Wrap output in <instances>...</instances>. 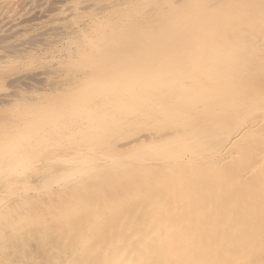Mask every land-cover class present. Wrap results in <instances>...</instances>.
<instances>
[{"label": "bare ground", "instance_id": "obj_1", "mask_svg": "<svg viewBox=\"0 0 264 264\" xmlns=\"http://www.w3.org/2000/svg\"><path fill=\"white\" fill-rule=\"evenodd\" d=\"M87 1L79 10L81 1L61 0L66 8L60 14L83 18V26L70 35L54 24L64 36L50 40L53 48L45 47L48 55L69 59L65 64L74 70L68 92L85 104L76 119L48 127L47 119L34 120L38 106L32 100L3 112L8 118L0 121V244L9 235L17 237L22 264L34 239L21 235L13 226L17 222L11 225L10 212L27 210L42 196L70 194L101 202L88 201L71 230L60 226L41 234L37 248L43 252L31 257V264H264V0H111L97 6ZM31 8L30 13L37 7ZM43 12L35 11L29 20L48 16ZM4 16L1 32L22 29L25 17L13 23L12 15ZM6 46L1 49L7 53ZM15 56L0 53V74L42 60L35 51ZM139 56L148 57L147 66ZM109 57L125 62L119 73L110 66L102 77L83 74L84 68H107ZM52 94L62 106L66 95ZM137 129L147 132L119 142ZM168 174L167 184L161 176ZM175 179L191 195L192 212L198 214L194 221L174 200ZM226 198L235 206L229 207ZM186 220L194 231L184 238ZM204 227L206 235L194 237ZM5 246L0 263L7 260Z\"/></svg>", "mask_w": 264, "mask_h": 264}, {"label": "rangeland", "instance_id": "obj_2", "mask_svg": "<svg viewBox=\"0 0 264 264\" xmlns=\"http://www.w3.org/2000/svg\"><path fill=\"white\" fill-rule=\"evenodd\" d=\"M27 1H29V2H27ZM59 0H0V19L1 18H5V16L4 15H6L7 14V16H8V14L11 16L10 17V19H11V22H17V20H21L22 18H24V19H22L23 20V25H22V29L21 30H18V31H11V32H5V31H3V32H1L0 31V53H5V55H7V56H9V55H11V56H14V55H16L15 57H19V58H22L23 56H26V55H28V53L29 52H31V51H35V53H38V55H39V52H40V54H41V58H42V60H38V59H40V58H36V60L34 61V63L30 66V67H23V68H20V69H17V70H14V71H7V72H3V73H1L0 74V121L1 120H3V122L2 123H4V120L6 121L7 119L6 118H8V116L7 115H4V113H6V112H8V111H10L9 110V108L10 107H12L13 105H15V103H18L19 104V106H21L23 103H25V101H31V102H33L34 103V105H35V107H37L38 106V108H34V110L35 111H33V112H36V113H34V120H36V121H38L39 119H40V121H42L41 120V118L43 117L44 119H47L48 121V124H47V126L48 127H50V126H56V125H58L59 124V126L60 125H63L64 123L66 124L68 121H71V119H76V116L79 114V112H80V108L82 107V105H85L84 104V102H78L77 100H79L78 99V96L77 95H74V96H71V94H69V92L68 91H70L69 90V88L70 87H68L69 85H68V82L69 83H73L74 82V80H71V77L72 76H74L75 74H74V70H73V68L71 67V66H67L65 63L67 62V61H69V59L67 60V58H65V56H64V58H63V56H61L60 54H58V55H60V57H58V58H56L58 55H56L55 53H50L49 55H48V52H46V49H45V47L47 48V47H50V48H53V43L51 42V41H56V40H58V39H60L61 38V36L63 37L64 35H63V33H61V32H64V30H66L67 28H68V32H70V33H68V32H64V34H72L73 35V32H75L76 31V26L78 27V26H80V27H82L83 26V21H82V19L81 18H77V17H75V18H73L72 17V15L70 16V18L72 17L73 19H72V21H74V22H71V19L69 18V16L68 15H66L65 13L66 12H64L63 11V13H61L60 14V12H59V10L63 7V2H61V0L58 2ZM71 1H74V0H71ZM78 1V3H79V1H81V4L79 5V6H81L80 8H79V10H81V8H83L84 7V5H86V4H84V2H85V0H77ZM87 1V0H86ZM97 0H94V2L96 3V6L97 5H104L105 3H107L108 1H111V0H98L97 2H96ZM58 2V3H57ZM88 2V1H87ZM5 3V5H3ZM31 3V4H30ZM83 3V4H82ZM13 4V5H12ZM38 4H40V5H38ZM45 4V5H44ZM58 4H60V5H58ZM66 4H68L67 2H66ZM35 5V6H34ZM12 7V8H10V7ZM78 6V7H79ZM96 6H94L95 8H96ZM6 7V8H5ZM8 7V8H7ZM31 7H33V8H31ZM37 7V8H36ZM60 7V8H59ZM67 7H69V9H70V11L72 10V8L69 6V4H68V6ZM4 9V11L6 10V12L4 13V11H2L3 9ZM20 8V9H19ZM30 8L31 9H35V10H32L31 11V13H30ZM64 8H66V7H64ZM64 8H62V9H64ZM24 9V10H23ZM8 10L9 11H11L13 14H11V12L10 13H8ZM15 10H16V12H15ZM18 10V11H17ZM22 10V11H21ZM26 10H28V12L26 11ZM41 12H40V11ZM48 10V11H47ZM57 10V11H56ZM78 10V11H79ZM21 11V13L22 12H27V13H29V15L26 13L25 14V12L22 14V16H21V14H18L19 12ZM34 11V12H33ZM35 11L37 12L38 11V13H42L43 11L48 15V16H43L44 18H46V19H44V18H39V19H37V20H29L31 17H33V15L35 14V15H37L36 13H35ZM69 11V10H68ZM43 12V13H44ZM48 12V13H47ZM55 12V13H54ZM51 13V16H49V14ZM57 13V14H56ZM1 14H2V16H4V17H2L1 16ZM30 14H32V16L30 15ZM59 14V15H58ZM62 14H64V15H62ZM25 15V16H24ZM28 15V16H27ZM56 15V16H55ZM18 16H19V19H17L18 18ZM20 16H21V18H20ZM58 16V17H57ZM60 16V17H59ZM64 16V18L65 19H63L62 17ZM53 18V17H55V19L53 18V20H48L47 21V18ZM56 17L57 18H61V19H63L62 21H61V19H56ZM27 18V19H26ZM7 19V18H6ZM9 19V20H10ZM15 19V20H14ZM44 19V21H42ZM69 20V22H71L73 25L71 26V23H69V22H67L68 20ZM8 20V19H7ZM55 20H57V21H55ZM33 21V22H32ZM35 21V22H34ZM40 21H41V25H40ZM67 23H66V22ZM76 21H78V25L76 24ZM53 22V23H52ZM54 22H57V23H54ZM82 22V23H81ZM45 23H47V24H45ZM64 23H66L65 24V27H64ZM36 24V25H35ZM39 24V25H38ZM52 24V25H51ZM56 25V27L58 26L59 28H61L60 29V36L58 35V31H56V27H55V25ZM67 24H69L70 25V27H68L69 25H67ZM61 26V27H60ZM48 27V28H47ZM51 28V29H50ZM65 28V29H64ZM72 28H74L73 30H75V31H73V30H71ZM44 29V30H43ZM52 29H54L55 31H52ZM63 29V30H62ZM35 30V31H34ZM70 30V31H69ZM20 31V32H19ZM23 31V32H22ZM46 31V32H45ZM15 32V33H14ZM33 32V33H32ZM35 32V33H34ZM55 32H58V33H56L55 34ZM3 33V34H2ZM8 33V34H7ZM30 33H32V34H30ZM46 33H47V35H46ZM52 33H53V35H52ZM13 34V35H12ZM76 34V33H75ZM6 35V36H5ZM16 35V36H15ZM29 35V36H28ZM52 37H51V36ZM5 36V37H4ZM8 36V37H7ZM11 36H13V37H11ZM55 36H57L55 39H54V37ZM58 36H59V38H58ZM11 37V38H10ZM28 37V38H27ZM10 38V39H9ZM40 40V41H42V42H39L38 43V39ZM53 38V39H52ZM31 40V41H30ZM51 40V41H50ZM12 41V42H11ZM34 41V42H33ZM46 41H47V43H49V44H47L46 43ZM32 42V43H31ZM43 42H45V45H44V43ZM18 44V45H17ZM39 45L38 47H37V45ZM7 45V46H6ZM44 45V46H43ZM2 46H6L5 47V49H7V53H6V50H4L3 51V49H1V47ZM32 46V47H31ZM41 48V49H40ZM18 50V52H17V50ZM26 49V50H25ZM31 51H30V50ZM41 50V51H40ZM43 50V51H42ZM53 50V49H52ZM125 50V49H124ZM12 51H14V52H12ZM23 51V52H22ZM9 52H12V53H9ZM25 52V53H24ZM42 52V53H41ZM43 54H44V56H43ZM52 54H53V56L55 57H53L52 56ZM22 55V56H21ZM64 55V54H63ZM21 56V57H20ZM47 57V58H46ZM49 57V58H48ZM147 57V56H146ZM139 58L142 60V62H140V64H144L145 66H147V62H148V57L145 59H143L141 56H139ZM45 59V60H44ZM60 59V60H59ZM111 57H109V59L108 58H106L105 59V64H106V67L108 68H103L102 70H100V69H97V70H94V69H92V70H90V69H86V68H84V75H90V77L89 78H92L93 76L95 77V75L96 74H98V76L99 77H102V73L103 74H105L106 72H108L109 71V69H110V66H112L111 67V69H110V71H113L114 69H117L118 71H114L115 72V74L116 73H119L120 72V68L121 67H123V66H125L126 64H125V62H123V61H121V63L119 62V61H115L114 59H111ZM59 60V61H58ZM109 60V61H108ZM122 60H123V58H122ZM42 61V62H41ZM146 61V62H145ZM36 62V63H35ZM38 62V63H37ZM50 62V63H49ZM52 62V63H51ZM56 62V63H55ZM119 62V63H118ZM35 64H37L36 65V67H35ZM49 64H50V66H49ZM55 64V65H54ZM115 64H117V65H115ZM121 64V65H120ZM125 64V65H124ZM62 65V66H61ZM104 65V64H103ZM102 65V66H103ZM109 65V66H108ZM66 66V67H65ZM40 67V68H39ZM36 68V69H35ZM49 68V69H48ZM64 68H67V69H64ZM72 68V70H70ZM114 68V69H113ZM28 69V70H27ZM39 69V70H38ZM47 69V70H46ZM50 69L51 70H53V72L54 73H57V74H54L53 75V73H52V71H51V73L49 74V72H50ZM58 69V70H57ZM69 69V70H68ZM105 69V70H104ZM27 70V71H26ZM32 70H33V72H32ZM35 70V71H34ZM42 70V71H41ZM47 72H46V71ZM48 70H49V72H48ZM68 70V71H67ZM44 71H45V73H44ZM58 71V72H57ZM65 71V72H64ZM43 72V73H42ZM60 72H63V73H60ZM40 73V74H39ZM47 73V74H46ZM71 75H70V74ZM92 73V74H91ZM61 74V75H60ZM68 74H69V76H68ZM21 75V76H20ZM51 75V76H50ZM20 78H19V77ZM48 76V77H47ZM15 77V78H14ZM68 77V78H67ZM17 78H19V79H17ZM41 78V79H40ZM45 78H48V79H45ZM52 78V79H51ZM64 78H67L66 80H64ZM70 78V79H69ZM17 79V80H16ZM59 81V84L58 83H56V82H58L57 80ZM60 79H61V81H60ZM63 79V80H62ZM109 79V78H108ZM34 80V81H33ZM39 80H40V82H39ZM46 80V81H45ZM69 80V81H68ZM20 81H21V83H20ZM25 81H27V82H25ZM38 81V82H37ZM63 81H65V82H63ZM73 81V82H72ZM24 82V83H23ZM30 82V83H29ZM36 82V83H35ZM55 82V83H54ZM66 82H67V84H66ZM30 85H29V84ZM38 83V84H37ZM41 83V84H40ZM46 83V84H45ZM49 83V84H48ZM65 83V84H64ZM5 84V85H4ZM48 84V86L47 87H45L46 85ZM50 84H54V85H56L57 84V86H54L53 87V85H50ZM65 86H64V85ZM4 85V86H3ZM61 85H62V87H61ZM3 86V87H2ZM53 88H52V87ZM2 87V88H1ZM22 87V88H21ZM35 87V88H34ZM60 87H61V89H60ZM40 88V89H39ZM42 88V89H41ZM12 89V90H11ZM30 89H32V90H30ZM63 89V90H62ZM19 90V91H18ZM58 90H60V91H58ZM31 91V92H30ZM34 91V92H33ZM57 91V92H56ZM4 92V94L2 95L1 93H3ZM13 92V93H12ZM43 92V93H42ZM53 92H55V93H57V94H59L60 92H62V95H66V98H65V102H64V104L63 105H65V106H61L60 104H56L57 102H55V100H53L54 98H52L53 97ZM7 93V94H6ZM80 94H83L81 91L79 92ZM27 94H28V97H26L27 96ZM34 95V96H31V95ZM46 94V95H45ZM85 94V93H84ZM25 95V96H24ZM43 95H45V96H43ZM48 95V96H47ZM62 95H60V96H62ZM43 96V97H42ZM69 96L70 97H72L70 100H69ZM25 97V98H24ZM30 97V98H29ZM58 97V96H57ZM56 97V98H57ZM44 98H46V99H48V98H52V99H49V101H45L44 100ZM10 99V100H9ZM69 100V101H68ZM5 101V102H4ZM74 101H77V102H74ZM46 102V103H45ZM71 102H72V104H71ZM39 105H40V109H39ZM48 105V106H47ZM59 105H60V108H59ZM78 105V106H77ZM80 105V106H79ZM44 106V107H43ZM47 108H46V107ZM50 106V108H48ZM55 106V107H54ZM75 109H74V108ZM45 108H46V110H45ZM36 109H38V110H36ZM49 109V110H48ZM68 109V110H67ZM12 110V109H11ZM39 110H41V111H39ZM53 110V111H52ZM56 110V111H55ZM58 110H60V111H58ZM70 110V111H69ZM73 110V111H72ZM45 111V112H44ZM59 112V113H56V112ZM64 111V112H63ZM74 111H76V112H74ZM4 112V113H3ZM37 112H38V114H37ZM44 114H43V113ZM56 114H55V113ZM63 114H62V113ZM60 114V115H59ZM55 115H57L56 117H54ZM3 116V117H2ZM41 117V118H40ZM59 117H61V118H59ZM67 117V118H66ZM70 117V118H69ZM52 118H54V120L52 121ZM55 119L57 120V122L55 121ZM65 119V120H64ZM66 119H67V121H66ZM73 119V120H74ZM60 120H62V121H60ZM0 122V123H1ZM16 122V121H15ZM53 122L55 123V124H53ZM41 125H43V126H45L44 124H41ZM147 131L146 130H144V129H137V130H135V131H130L129 133H126L125 134V132H123V134H125L124 136L122 135V137H120L118 140H119V142H120V140H121V142L122 141H130V140H134V137L136 138V137H139L140 135H143L144 133H146ZM122 138V139H121ZM201 165H203V166H206V163H202ZM221 165V164H220ZM182 166H183V169L184 170H186V168L184 167V164H182ZM202 166V167H203ZM220 168L222 167V165L221 166H219ZM202 175V174H201ZM162 177V179H165L164 181H166V183L168 184V182H171V180L170 179H172V175L171 174H168V176H165L166 178H164V176L162 175L161 176ZM199 177H201V176H199ZM170 178V179H169ZM178 181V180H177ZM180 181V180H179ZM181 182H182V180H181ZM172 185L174 186V190L175 191H173V192H176V193H174L173 194V197H175L174 198V200H177V201H180L179 203L180 204H182V206L180 205V208L181 209H179L180 211H183L184 213H188V219L190 220V222L191 221H194V219L195 218H197L198 217V214H196V216H195V214H194V212H192L193 210V206H192V203H191V201H192V198H191V195H186V194H184L183 192L186 190L187 192H188V189L186 188V187H184L182 184H180V183H176V179H175V181L172 183ZM180 185V186H179ZM181 186H183V187H181ZM159 186H156V188H155V190H156V192H159L160 190H159V188H158ZM160 189H161V187H160ZM177 189V190H176ZM185 191V193H187ZM165 192V191H164ZM179 192H181L182 194H183V196H182V194H180ZM160 193H162V189H161V192ZM165 193H167V192H165ZM178 194H180V195H178ZM166 195H168V196H166V198L168 199V200H172V194H169V192L166 194ZM53 196V197H52ZM187 196H188V198H187ZM47 197V198H46ZM63 197V198H62ZM47 200H46V199ZM49 198V199H48ZM73 198V199H72ZM184 198V199H183ZM190 198V199H189ZM39 200L36 202V201H34L31 205L32 206H30V205H28L27 206V210H24L23 211V209H21L22 211H19L20 209H16L15 208V211H12V212H10V218L12 219L11 220V225H13L14 223H16L17 222V225L16 224H14L13 226L14 227H16L17 229H19V232H20V234L22 235V234H26V235H30V237L32 238V239H34V240H31V241H29V244L30 245H28V247H29V249H30V255L29 256H27V258H25V259H23L22 260V264H31V262H32V259H31V257L32 258H35L34 256H38V255H40L41 254V252H43V251H41V250H39V248H37V247H39L38 245L39 244H41L40 243V238L42 237L41 236V234H47V233H49V230H51V229H53L54 231H56V228H58V227H60V226H62L63 227V230H66V231H68V230H71L72 229V226H69L71 223L73 224V219H75V217H80L81 215H83L84 214V212H85V210H86V207L88 206V205H90L91 203H93V202H101V200L100 199H98V200H96L95 201V199L94 200H86V202L85 201H83V200H81V199H78V198H75L74 197V195H66V196H61V197H59V199L58 198H56L54 195H51L50 197L49 196H42V197H40V198H38ZM41 199V200H40ZM53 199V200H52ZM152 200H150V196H149V201L151 202H149L150 204H152L151 206H153V207H155L156 208V200L155 199H153V198H151ZM182 200V201H181ZM229 198H226L225 199V202H226V204L230 207V206H235L234 204H233V202L230 200V202H229ZM39 201H42L41 202V204H39L40 202ZM46 201V202H45ZM56 201V202H55ZM88 201H92L91 203H88ZM148 201V200H147ZM264 201V200H263ZM39 202V203H38ZM45 202V203H44ZM76 202V203H75ZM155 202V203H154ZM182 202H184V204L182 203ZM188 202V203H187ZM37 203V204H36ZM186 203V204H185ZM121 204V203H120ZM122 204H125V202H122ZM128 204V203H127ZM188 204V205H187ZM36 205H39V207H36L35 208V206ZM41 205H43V206H41ZM85 205V206H84ZM262 207H264V202H262L261 204H260ZM30 206V207H29ZM53 206H54V208H53ZM120 206V205H119ZM82 207V208H81ZM191 207H192V209H191ZM231 207V208H232ZM35 208V211L33 210V211H28V210H32V209H34ZM74 208V209H73ZM187 208V209H186ZM49 209L51 210V211H49ZM82 209V210H81ZM19 212H18V211ZM36 210L38 211V212H36ZM40 210V211H39ZM116 210H118V209H116ZM28 211V212H27ZM45 211V212H44ZM48 211V212H47ZM81 211V212H80ZM186 211V212H185ZM35 212V213H34ZM42 212H44L43 214H42ZM51 212V213H50ZM77 212V213H76ZM192 212V213H191ZM253 211L251 210V211H249V213H248V215L249 216H247V217H250L251 216V213H252ZM12 213H16L14 216H13V214ZM18 213V214H17ZM20 213H21V215H20ZM23 213V214H22ZM34 213V214H33ZM54 213H56V215L54 214ZM66 213H67V215H66ZM79 213V214H78ZM39 216H38V215ZM52 214H54V215H52ZM81 214V215H80ZM164 214L166 215L165 216V218H167L166 220L168 221L169 219H170V215H168L167 216V213L164 211ZM17 215V216H16ZM20 215V216H19ZM28 215V216H27ZM70 215V216H69ZM72 215V216H71ZM75 215V216H74ZM79 215V216H78ZM25 216V217H24ZM32 216V217H31ZM33 216H34V219H33ZM38 217V218H35V217ZM192 216V217H191ZM18 217V218H17ZM24 217V218H23ZM30 217H31V219H30ZM44 217V218H43ZM48 217V218H47ZM66 217H67V219H66ZM69 217H71V218H69ZM207 218H206V221H207V219H208V216H206ZM246 217V218H247ZM29 218V219H28ZM47 218V219H46ZM169 218V219H168ZM18 221H17V220ZM32 219H33V222H32ZM205 219V218H204ZM14 220V221H13ZM16 220V221H15ZM24 222L23 224H22V221ZM62 220V221H61ZM65 220H67V221H65ZM107 220L108 219H105V223L107 222ZM19 221H20V223H19ZM58 221V222H57ZM64 221V222H63ZM111 222H113V219H111L110 220ZM110 221H108V222H110ZM13 222V223H12ZM26 222V223H25ZM28 222H30L29 224H27ZM56 222V223H55ZM62 222V223H61ZM70 222V223H69ZM33 223H36V224H34L33 225ZM40 223V224H39ZM59 223V224H58ZM65 223V224H64ZM68 223V224H67ZM185 223V225H186V228H187V231L185 232V235H184V238L185 237H188V235L190 236L191 235V233L194 231V229H193V227H192V225H191V223H189L187 220L184 222ZM22 225V226H20L19 227V225ZM25 224H27L28 226H26ZM47 224V225H46ZM52 224V226H54V227H52V226H50ZM56 224V225H55ZM23 225H24V227H23ZM39 225H40V227H39ZM46 228H44L43 226ZM42 226V227H41ZM67 226V227H66ZM71 228H69V227ZM206 226H208V223H207V225ZM35 227H37V229L35 230ZM192 227V228H191ZM26 228H27V230H26ZM39 228H41V229H39ZM65 228V229H64ZM205 228V227H204ZM200 229V230H198V231H196V233L194 232V237H196V238H199L201 235L202 236H205L206 235V233H204V231L205 230H207V228H205V229ZM24 229V230H23ZM39 229V230H38ZM102 230L104 229L103 227L101 228ZM21 230H23V231H21ZM40 230H44L42 233H40ZM191 230V231H190ZM30 231V232H29ZM32 231V232H31ZM46 231V232H45ZM104 231V230H103ZM263 231H264V228H263ZM35 232H37V234H35ZM59 232H61V230H59ZM206 232V231H205ZM201 234V235H200ZM32 235V236H31ZM34 235V236H33ZM35 235H38V236H35ZM10 237L9 238H6L4 241H2L1 242V244L3 245L2 246V248H1V246H0V249H3V247L5 246L6 247V249H5V252H3L4 254L6 253V255L8 254H10L9 256L7 255V260L6 261H2L0 264H20L19 262L21 261V260H19V255H20V253H19V251H18V248L16 249L15 247H18L19 246V240L17 239V237H13V236H11V235H9ZM34 237V238H33ZM38 237V238H37ZM257 237V238H256ZM255 238H256V240L259 242V240L258 239H261L262 237L264 238V236H260L259 237V233H258V235L256 236ZM15 238V239H14ZM55 241H57L56 243L59 245V243H60V238H56V239H54ZM200 240V239H199ZM255 240V241H256ZM11 241V242H10ZM37 241H39V242H37ZM59 241V242H58ZM260 241H262L263 243H264V239H262V240H260ZM6 242H8V243H6ZM14 242V243H13ZM17 242V243H16ZM37 242V243H36ZM6 243V244H5ZM0 244V245H1ZM9 244H14V245H12V246H10ZM38 244V245H37ZM11 248H10V247ZM13 247V248H12ZM32 247V248H31ZM15 248V249H14ZM66 248V247H65ZM178 248V247H177ZM176 248V251L178 250ZM28 249V248H27ZM39 251H38V250ZM34 250V251H33ZM37 250V251H36ZM66 250H67V248H66ZM33 251V252H32ZM110 251H112L111 250V248H110ZM15 252H16V254H15ZM87 252V251H86ZM0 253H2V251H0ZM13 253V254H12ZM151 255V254H150ZM149 255V258L151 257ZM31 259V260H30ZM25 260V261H24ZM27 260V261H26ZM8 261V262H7ZM147 263V262H146Z\"/></svg>", "mask_w": 264, "mask_h": 264}]
</instances>
